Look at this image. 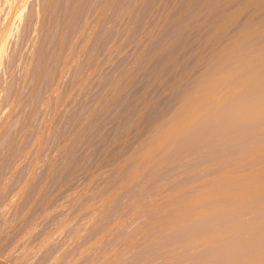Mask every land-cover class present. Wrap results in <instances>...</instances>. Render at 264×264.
<instances>
[{"label":"rangeland","instance_id":"obj_1","mask_svg":"<svg viewBox=\"0 0 264 264\" xmlns=\"http://www.w3.org/2000/svg\"><path fill=\"white\" fill-rule=\"evenodd\" d=\"M0 264H264V0H0Z\"/></svg>","mask_w":264,"mask_h":264}]
</instances>
